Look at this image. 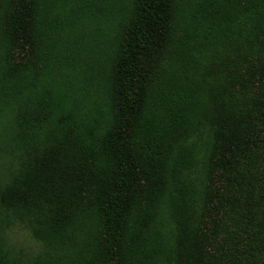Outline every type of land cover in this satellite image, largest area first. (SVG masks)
<instances>
[{
	"label": "trees",
	"instance_id": "16d2710c",
	"mask_svg": "<svg viewBox=\"0 0 264 264\" xmlns=\"http://www.w3.org/2000/svg\"><path fill=\"white\" fill-rule=\"evenodd\" d=\"M86 17L102 52L69 102L39 81ZM4 109L0 264H264V0H0Z\"/></svg>",
	"mask_w": 264,
	"mask_h": 264
},
{
	"label": "rangeland",
	"instance_id": "374dc122",
	"mask_svg": "<svg viewBox=\"0 0 264 264\" xmlns=\"http://www.w3.org/2000/svg\"><path fill=\"white\" fill-rule=\"evenodd\" d=\"M83 23L85 27L83 28ZM72 28H68V33L63 34L62 38L56 40L53 47V66L55 71L52 79H41L40 85H50L53 92L63 91L67 88L68 94L71 96L69 102L73 98L82 96L83 91H90L93 88L94 76L97 75L96 60L99 57L98 52L102 49L97 45L100 38V28L107 24L91 20L86 17L82 20H75ZM88 33L86 32V30ZM62 34V33H61ZM66 72V73H65ZM85 85L80 90L74 89L76 86ZM61 87V88H59ZM59 88V89H58ZM96 96V95H95ZM92 98L89 97V100ZM91 105V101L86 102ZM18 128L13 125L12 110L7 109L0 111V169L11 160H15L19 153V143L21 137ZM16 135L18 143L12 136ZM7 243L14 245L24 258L35 257L41 252H45L47 247L36 239L24 223L16 222L7 228Z\"/></svg>",
	"mask_w": 264,
	"mask_h": 264
}]
</instances>
